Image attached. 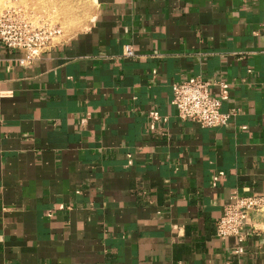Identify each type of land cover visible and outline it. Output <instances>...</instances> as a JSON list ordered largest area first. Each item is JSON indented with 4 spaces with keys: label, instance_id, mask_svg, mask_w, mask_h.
Listing matches in <instances>:
<instances>
[{
    "label": "crops",
    "instance_id": "1",
    "mask_svg": "<svg viewBox=\"0 0 264 264\" xmlns=\"http://www.w3.org/2000/svg\"><path fill=\"white\" fill-rule=\"evenodd\" d=\"M93 13L30 64L0 42V264H264V230L216 235L234 192H264L262 0ZM197 76L226 125L178 117Z\"/></svg>",
    "mask_w": 264,
    "mask_h": 264
},
{
    "label": "built area",
    "instance_id": "2",
    "mask_svg": "<svg viewBox=\"0 0 264 264\" xmlns=\"http://www.w3.org/2000/svg\"><path fill=\"white\" fill-rule=\"evenodd\" d=\"M263 19H264V0ZM60 29L54 25L36 22L21 9H5L0 13V42L10 49L22 51L24 57L19 63L30 64L42 51L50 47ZM136 52L131 44H124L122 57L134 58ZM210 81L201 77L172 84V102L180 119H192L205 127H220L227 124L232 112L220 111L221 98L211 95ZM223 87V84H221ZM258 217L254 220L253 217ZM250 225L252 230H264V192L259 195H243L234 192L223 206L216 221V235L219 238L236 237L242 240L241 230ZM238 247L235 252H241Z\"/></svg>",
    "mask_w": 264,
    "mask_h": 264
},
{
    "label": "rangeland",
    "instance_id": "3",
    "mask_svg": "<svg viewBox=\"0 0 264 264\" xmlns=\"http://www.w3.org/2000/svg\"><path fill=\"white\" fill-rule=\"evenodd\" d=\"M96 0H0V13L5 9H21L36 22L60 29L59 41L84 29L93 18Z\"/></svg>",
    "mask_w": 264,
    "mask_h": 264
}]
</instances>
